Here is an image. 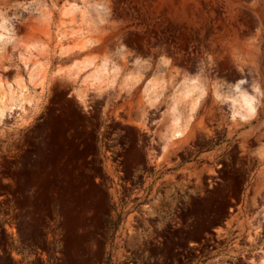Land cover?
<instances>
[{
  "label": "rangeland",
  "instance_id": "rangeland-1",
  "mask_svg": "<svg viewBox=\"0 0 264 264\" xmlns=\"http://www.w3.org/2000/svg\"><path fill=\"white\" fill-rule=\"evenodd\" d=\"M3 19L0 264H264V0H0Z\"/></svg>",
  "mask_w": 264,
  "mask_h": 264
},
{
  "label": "bare ground",
  "instance_id": "bare-ground-1",
  "mask_svg": "<svg viewBox=\"0 0 264 264\" xmlns=\"http://www.w3.org/2000/svg\"><path fill=\"white\" fill-rule=\"evenodd\" d=\"M75 5H73V6H75ZM76 7H77V5H76ZM74 8L73 7L72 8H68L66 10V13H75ZM43 17H44L45 20H48V19H50V14L48 12H45ZM86 20H87V18L84 17L83 18V22H85ZM6 24H7V20L6 19H3V21L0 23V28L2 29V31H0V44L4 43L9 38H12V37H10V30L4 29V28H6ZM89 41H90L89 37L88 38L85 37V38L80 40V43L82 45H87ZM38 44H39L38 41L32 42V45H38ZM94 60H95V57L92 54H89V55L83 57L81 60L74 62L71 65L72 69L70 70V72L72 74L76 73V72L79 74V71L81 69L91 66L92 63L94 62ZM107 65H108V59H105L95 69H93V71L86 78L88 80L92 81L93 83L101 85L105 81V79L107 78V72H108L107 71ZM138 76H139V73L133 72L126 79V83L129 84V83L135 82L137 80ZM30 77L32 79V80L30 79V81L39 80V79H42L43 77H45L44 66L42 64H40V65L36 66L35 68H33V70L31 71ZM16 81H17L18 87L22 88L23 84H24L23 83L24 82L23 79H21L18 76ZM164 82H165V76L163 75V73L162 74H158V75L154 76L152 79H150V81L147 83L145 91H144L145 96L147 97L148 101L150 100L151 102H153V101H156L159 98V96H157V94H153L154 93V89H155V87L162 85ZM241 86H243V84ZM241 86L236 88L235 93L237 94V96L242 97L247 102V104L251 107V114L252 115L251 116L241 115V114L236 113L235 111H233V113L231 114V117L233 119H235V120H240V121L245 122V121H248L249 119H251L255 115V113H256V104H255L254 97L251 96L250 92L246 88L241 87ZM2 89H3L2 86H0V104H3V100H4L3 99L4 96L2 97V95H3V90ZM179 89H182V91H183L182 93L186 97H189L190 95H193V93L195 91L199 90V89H201L202 92L204 91L203 85L200 82H198L196 79L183 81L180 84ZM12 92L10 90L9 91V95L13 99L15 93H12ZM199 99L200 98L196 99V101L193 103L192 109H191V113L189 115V119H192V115H193L194 111L196 110V108L198 106ZM228 99H229L231 105H233V107H234L236 105L235 95L233 96V98L230 97ZM174 102L175 101H173L171 103V105H173ZM179 102H180V100H179ZM179 102H176L174 104V107H173V109L176 112V114L173 116L174 124H176L175 131H174V133L172 135L174 138L181 137L183 135V132H184V125L181 124V118H182L181 114H179L178 111L176 110L178 108ZM3 112H4V108L2 106H0V113H3ZM162 126H163V128L165 127L164 125H162ZM262 260L264 261V257H263Z\"/></svg>",
  "mask_w": 264,
  "mask_h": 264
}]
</instances>
